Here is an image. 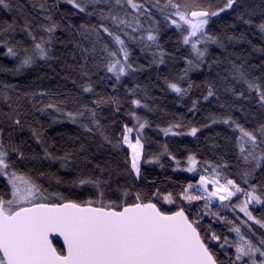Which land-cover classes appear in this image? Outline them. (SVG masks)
Returning <instances> with one entry per match:
<instances>
[{
	"label": "snow or ice",
	"instance_id": "6c2138e0",
	"mask_svg": "<svg viewBox=\"0 0 264 264\" xmlns=\"http://www.w3.org/2000/svg\"><path fill=\"white\" fill-rule=\"evenodd\" d=\"M0 11L11 61L0 74L36 73L0 80V264H264V0H0ZM153 66L167 69L162 86L139 83ZM154 89L188 97L193 117L209 106L206 123L178 113L155 131L199 140L222 125L204 138L212 159L145 135L139 110L165 112ZM40 116L76 131L49 136ZM165 156L192 177L151 176Z\"/></svg>",
	"mask_w": 264,
	"mask_h": 264
},
{
	"label": "trees",
	"instance_id": "16d2710c",
	"mask_svg": "<svg viewBox=\"0 0 264 264\" xmlns=\"http://www.w3.org/2000/svg\"><path fill=\"white\" fill-rule=\"evenodd\" d=\"M7 18H10L8 14L0 11V19H7ZM218 27H219V22L216 25H214V28L218 29ZM57 47L60 48L61 46L57 45ZM135 54L136 57H138L137 62L139 64L147 65L148 60L145 59L143 55L139 53L138 49L135 50ZM0 63L11 66V61L4 57H0ZM182 67H183L182 62H178L176 64L174 71L178 72L179 69ZM42 71L46 72L48 76L53 77V79H45L42 82V86H51L55 84L57 80H59V77H55L54 74L51 72V70L48 69L47 67L43 68ZM57 71H59L58 68ZM157 71H160L162 74L167 73V69L164 66H160L159 69H157L156 66H153L152 68L146 67L141 73H139L137 77V81L139 83L144 84V83H148V78H150L152 81L162 86V81L156 79ZM35 75L36 73H31L28 75L12 77V76H5L4 74H0V80H5L8 83H19L20 85H24L30 82ZM60 75L62 76L63 73H61ZM190 76L194 80L201 79V77H199L196 73H190ZM124 82L128 83V80H125ZM60 83L62 84L66 83L69 89L74 88V86L71 84L70 81L68 82L60 81ZM21 90L23 91L25 89L22 87ZM194 93L195 95H199V93L196 90H194ZM152 94L159 98L156 101V103L159 105V108L164 109L165 112L162 113L158 110L155 113H148L146 110H139L142 115H147L149 120L153 122L152 128L147 129L145 135L149 137H155V139L159 140L161 143L168 142L170 148L175 153L178 154V157L186 156L187 153L185 152V148H187V149H191L194 152H197L198 155L200 156V159H204V158L212 159L210 143L206 141L204 138L206 136L214 135L216 132L224 131V127L222 125H217L207 129H202L201 132L198 133L199 140L190 136L172 137L171 139H169L168 137H164L163 134H157V132L155 131L156 123H160L161 126H164L167 120H171L173 116L178 113L185 114L186 122L191 120L195 123H206L207 121L205 120L204 117L206 116V110L209 106L205 103L198 116L193 117L190 113H188V108L191 106L188 97H185L183 100H181L175 93L172 92L161 93L158 89H154ZM193 98H195V96H193ZM40 120L45 123L46 130L49 136H55V133H65V132L69 134H74L77 128L76 125H73L68 121H64L60 124H55L52 125V127L47 128V117L40 116ZM23 136L25 137L29 136L27 130H25ZM62 139L64 143H68L67 137H62ZM29 143H31V141H29ZM149 150L158 151L159 148L153 145L152 148H150ZM162 163L165 165L164 168H160L159 165L150 166L149 171L151 172V176L158 177L162 181L167 179L168 177H171L172 180L184 181L185 183L187 182V179L192 177V174L184 172L182 168L173 171V165L170 164L169 159L166 156L162 157ZM58 169H59V164L55 163L52 165V167L49 170L52 172H56ZM58 174L61 176H65L67 174V170L61 169L59 170Z\"/></svg>",
	"mask_w": 264,
	"mask_h": 264
}]
</instances>
